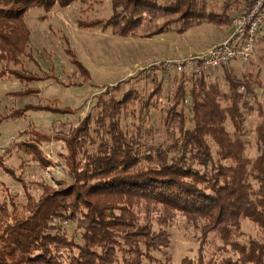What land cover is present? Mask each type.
I'll use <instances>...</instances> for the list:
<instances>
[{
    "label": "trees",
    "instance_id": "trees-1",
    "mask_svg": "<svg viewBox=\"0 0 264 264\" xmlns=\"http://www.w3.org/2000/svg\"><path fill=\"white\" fill-rule=\"evenodd\" d=\"M74 1L0 0V77L49 78L21 70L26 18ZM213 1L112 0L111 16L99 22L121 37L151 38L173 26L182 33L205 22L232 24L229 11L253 0H228L211 16ZM253 65L142 71L94 95L68 132L22 131L29 137L0 156L25 197L9 188L0 194V264H173L154 252L171 247L168 229L180 221L194 228L198 245L181 264H264V73ZM31 108L72 112L39 102L8 117ZM55 138L65 143L60 154L72 182L42 183L35 196L4 159L14 149L32 152L46 169L53 162L43 147ZM244 222L258 238H245ZM65 224L74 225L72 236Z\"/></svg>",
    "mask_w": 264,
    "mask_h": 264
},
{
    "label": "rangeland",
    "instance_id": "rangeland-1",
    "mask_svg": "<svg viewBox=\"0 0 264 264\" xmlns=\"http://www.w3.org/2000/svg\"><path fill=\"white\" fill-rule=\"evenodd\" d=\"M226 1L214 0L216 11L210 12V15L216 16L221 12ZM240 12L234 9L229 14L234 19ZM111 14L112 0H76L65 7L57 5L50 11L35 9L27 16L26 22L31 31L29 54L23 56L21 70L41 77L48 74L49 78L28 82L14 76L0 77V156L12 141L29 137L27 134L20 135L22 131L68 132L93 106L94 95L106 86L145 71L141 69L158 61L207 53L213 46L225 42L233 30V22L225 26L205 22L182 33L177 31V26H173L168 32L151 38L121 37L99 22L108 19ZM261 34L250 62L254 63L251 69L256 71L261 68L264 73V37ZM28 88L37 92L18 94ZM39 102L67 107L72 112L31 108L21 116L8 117L27 103ZM65 150V143L57 138L46 143L44 155L53 162L46 169H43L35 154L17 149L5 157L4 163L28 182L33 194L38 196L43 190L42 183L54 186L71 184L72 179L60 154ZM250 154H255L254 146ZM7 188L18 195L19 201L25 200L21 182L0 167V194L7 193ZM65 225L72 236L74 225ZM168 230L172 245L162 252H154L158 258L165 260L170 257L173 264H181L185 256L195 255L198 245L193 227L180 221ZM243 231L246 239L258 238L256 228L247 222L243 223Z\"/></svg>",
    "mask_w": 264,
    "mask_h": 264
},
{
    "label": "built area",
    "instance_id": "built-area-1",
    "mask_svg": "<svg viewBox=\"0 0 264 264\" xmlns=\"http://www.w3.org/2000/svg\"><path fill=\"white\" fill-rule=\"evenodd\" d=\"M232 25L233 32L230 37L213 46L207 53L184 59L158 61L141 70L148 74L172 70L180 72L184 69L189 73H202L234 62L250 61L257 39L264 29V0L251 1L233 19Z\"/></svg>",
    "mask_w": 264,
    "mask_h": 264
},
{
    "label": "crops",
    "instance_id": "crops-1",
    "mask_svg": "<svg viewBox=\"0 0 264 264\" xmlns=\"http://www.w3.org/2000/svg\"><path fill=\"white\" fill-rule=\"evenodd\" d=\"M232 32H233V30L230 32L229 36L232 34ZM261 35H263V37H264V29L262 30V34H261ZM229 36H228L227 38H229ZM227 38H226V39H227ZM226 39H225V40H226Z\"/></svg>",
    "mask_w": 264,
    "mask_h": 264
},
{
    "label": "water",
    "instance_id": "water-1",
    "mask_svg": "<svg viewBox=\"0 0 264 264\" xmlns=\"http://www.w3.org/2000/svg\"><path fill=\"white\" fill-rule=\"evenodd\" d=\"M57 185H61V184H56V186H57Z\"/></svg>",
    "mask_w": 264,
    "mask_h": 264
}]
</instances>
